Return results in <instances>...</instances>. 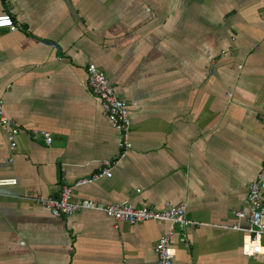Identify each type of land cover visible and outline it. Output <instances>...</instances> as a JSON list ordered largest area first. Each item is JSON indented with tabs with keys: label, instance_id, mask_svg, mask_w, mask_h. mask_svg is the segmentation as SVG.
I'll return each instance as SVG.
<instances>
[{
	"label": "crops",
	"instance_id": "obj_1",
	"mask_svg": "<svg viewBox=\"0 0 264 264\" xmlns=\"http://www.w3.org/2000/svg\"><path fill=\"white\" fill-rule=\"evenodd\" d=\"M0 15L16 26L0 29V99L20 128L15 150L0 129V264L156 263L169 223L35 201L119 155L88 63L127 104L131 147L73 200L185 204L175 264H264L232 229L264 162V0H0Z\"/></svg>",
	"mask_w": 264,
	"mask_h": 264
},
{
	"label": "built area",
	"instance_id": "obj_2",
	"mask_svg": "<svg viewBox=\"0 0 264 264\" xmlns=\"http://www.w3.org/2000/svg\"><path fill=\"white\" fill-rule=\"evenodd\" d=\"M14 30L16 26L10 15H0V29ZM87 85L91 93L100 101L104 116L118 133V157L106 159L100 163L99 171L90 177L78 179L74 183H67L61 187L57 198L37 197L36 203L45 207L55 217H62L84 209H97L116 222L140 223L145 221H164L169 223L168 231L160 237L155 245L157 256L155 264H175L176 250L172 238L176 235V227L182 230L192 224L186 217V205H165L164 209L151 207H135L129 202L97 204L93 201H74L76 187L92 183L101 177H111L112 169L117 161L125 156L131 147L129 130L131 121L125 101L117 97L115 89L106 74L95 64L88 63L85 67ZM264 124V115L259 116ZM0 129L7 135L10 150H15L16 139L20 134L19 126L7 114L3 101L0 99ZM30 138L41 137L47 145L52 143L49 131L35 130L28 134ZM247 195V209L234 213L237 222L232 229L242 234V253L246 257H259L264 255V162L256 179L249 185ZM1 196V195H0ZM245 222L242 226L240 222ZM185 244L188 243L186 235L182 234Z\"/></svg>",
	"mask_w": 264,
	"mask_h": 264
}]
</instances>
